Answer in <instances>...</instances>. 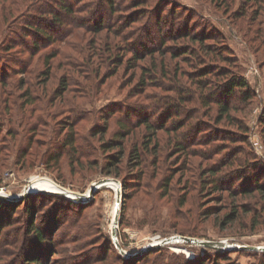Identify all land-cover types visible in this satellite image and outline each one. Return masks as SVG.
<instances>
[{
    "label": "rangeland",
    "instance_id": "obj_1",
    "mask_svg": "<svg viewBox=\"0 0 264 264\" xmlns=\"http://www.w3.org/2000/svg\"><path fill=\"white\" fill-rule=\"evenodd\" d=\"M112 3L0 0V264H264V0Z\"/></svg>",
    "mask_w": 264,
    "mask_h": 264
},
{
    "label": "trees",
    "instance_id": "obj_2",
    "mask_svg": "<svg viewBox=\"0 0 264 264\" xmlns=\"http://www.w3.org/2000/svg\"><path fill=\"white\" fill-rule=\"evenodd\" d=\"M112 2H113V0H107V3H108V5L110 6L111 9H113V7H114ZM60 5H62L61 8H63L64 10L71 11V8L69 6H66V5H64L62 3ZM54 21H58V19L55 18ZM155 21L157 22L156 24L159 25V26L168 27L169 25H171V20L169 19V17H163L162 19L156 18ZM39 31L40 32H46L45 30H43V28L41 26H37L36 27V32H39ZM184 36H187L191 40V42H198L199 45H201V46L203 45L207 49H210V47H211L210 45H204L203 44V40H202V39H204V36H199V34H196V33H193V34L185 33V34H182V35H180L178 33L177 36H175V37L171 36V37H172V39H176V38L178 39V38L184 37ZM179 49L182 51V53L184 55L185 54L192 55L194 53V50H191L189 43L183 44V46H180ZM153 51L154 50L151 49L149 51V53H152ZM173 55H175V54H173ZM135 58H139L138 55H135ZM208 72H210V71L209 70L208 71H206V70L204 71L203 70V72L201 74H206ZM246 87H247V83L243 80V78H236V79L234 78L228 83V86L225 89H222L221 95H223L225 98H228L229 95L233 94L234 89L238 88V89H240L242 91V95L244 97L248 98L249 97V92H248ZM213 97H216V94H214ZM229 101L230 100H227V99H221V100H216V98L214 99V102L217 103V107H218V111H219L218 115H217L218 116L217 121H219L224 115L225 116L229 115L228 114L229 109H230V102ZM183 125L184 124H178V125L176 124L178 129L181 128ZM150 127L151 126H149V128ZM187 138L191 139L192 137L187 136L186 139ZM212 171L214 172V170H212ZM256 190H258L259 192L263 193L264 192V185L258 184L256 182ZM30 227L33 230H35V234H36V237H37L38 240L43 241L45 239L43 232L40 230V228L38 226H33V222L30 223ZM221 243H223V242H221ZM26 259H27V261H29V264H39V261H40V259L38 257H36V256H31L30 258H26Z\"/></svg>",
    "mask_w": 264,
    "mask_h": 264
},
{
    "label": "water",
    "instance_id": "obj_3",
    "mask_svg": "<svg viewBox=\"0 0 264 264\" xmlns=\"http://www.w3.org/2000/svg\"><path fill=\"white\" fill-rule=\"evenodd\" d=\"M113 180V179H112ZM115 181V180H114ZM96 187L93 186L92 189H95ZM30 192H25L23 195H27L29 194ZM21 195L19 197V199L22 198ZM16 198V197H15ZM112 233V238L113 240H115V245L118 246V242H117V236H116V230L111 232ZM180 236V235H178ZM183 238V240H186V241H190L192 243H195V244H198V245H207V246H210V247H218V248H222V249H225L226 247L224 246H221V242L222 241H217V242H214V241H208V240H202V239H198V238H194V237H188V236H181ZM174 238V236H171V237H167V238H162L161 240H159L157 243L155 244H152V245H148L147 247H144L143 249H150V248H153L155 246H158V245H162V244H166V243H171L172 239ZM232 247H235V246H232ZM240 247H243V246H240ZM142 249V250H143Z\"/></svg>",
    "mask_w": 264,
    "mask_h": 264
},
{
    "label": "bare ground",
    "instance_id": "obj_4",
    "mask_svg": "<svg viewBox=\"0 0 264 264\" xmlns=\"http://www.w3.org/2000/svg\"><path fill=\"white\" fill-rule=\"evenodd\" d=\"M36 185V184H35ZM35 185H32V186H35ZM38 185V184H37ZM36 185V186H37ZM49 186H51V187H53L52 188V190H50V191H53V192H55V193H60V194H63V195H66V196H71V197H74V198H76V197H83V196H85V195H80V194H77V193H73V192H71V191H69V190H67V189H65V188H61L59 185H56V184H54L53 183V185H52V183L49 185ZM25 192H29L28 190H26ZM31 193V192H30ZM0 198H10L11 199V196L10 195H8L4 190H1L0 189ZM5 196V197H4ZM7 196V197H6ZM118 201H119V196L117 195V199H116V201H115V203H114V209H115V211L119 208V204H118ZM112 222H113V228H114V231L116 230V228H115V226H114V224L116 223V218H115V215L113 216V219H112ZM113 232V231H112ZM178 237H180V238H182L181 236H178ZM182 240H183V238H182ZM173 242V241H172ZM155 244V243H154ZM152 245V244H151ZM221 246H224V247H226V248H229V247H232L233 245H227V244H222L221 243Z\"/></svg>",
    "mask_w": 264,
    "mask_h": 264
}]
</instances>
